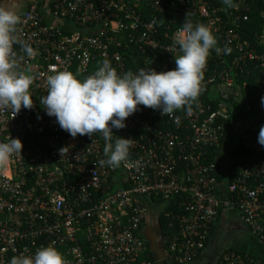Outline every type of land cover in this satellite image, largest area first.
Listing matches in <instances>:
<instances>
[{"label": "built area", "instance_id": "1", "mask_svg": "<svg viewBox=\"0 0 264 264\" xmlns=\"http://www.w3.org/2000/svg\"><path fill=\"white\" fill-rule=\"evenodd\" d=\"M42 3L49 17L73 28L46 21ZM186 13L194 24L206 25L221 48L210 50L199 96L190 111L182 108L171 117L139 106L123 129L112 130L131 139L126 161L101 167L100 133L73 138L45 114L39 101L47 94V77L66 70L83 80L104 59L118 74L141 67L171 70L180 54L173 38ZM19 16L17 36L36 54L29 57L13 45L16 70L32 77L33 104L16 114L0 111V142L9 137L22 142L21 154L0 167V264L46 246L66 264H133L144 254L142 197L159 199L163 210L169 206L165 217L175 231L162 236L161 257L170 264L201 256L220 208L234 209L250 234L264 242V147L257 142L264 125L258 119L264 114V12L255 41L242 35L247 16L239 5L228 8L222 0H34ZM250 70L259 72L253 94L246 82ZM221 88L235 90L234 102L220 98ZM235 127L240 130L234 144L245 154L227 167L221 195L217 156L210 160L209 150L227 142ZM215 262L264 264V259L225 248Z\"/></svg>", "mask_w": 264, "mask_h": 264}, {"label": "clouds", "instance_id": "2", "mask_svg": "<svg viewBox=\"0 0 264 264\" xmlns=\"http://www.w3.org/2000/svg\"><path fill=\"white\" fill-rule=\"evenodd\" d=\"M222 3L228 8L237 7L234 0H222ZM19 5L20 0H0V111L10 108L14 114L22 107L30 109L33 102L29 93L32 77L16 70L13 45L18 44L29 57L36 54L17 36L21 19ZM173 46L178 47L180 54L173 57L175 67L168 71L141 67L135 73L118 74L110 61L104 59L83 80L70 71L57 72L47 77V94L39 103L45 114L55 117L60 129L73 138L77 134L92 137L94 133H100L105 158L98 161L99 165L120 167L129 155L131 139L115 136L112 130L123 129L125 119L141 105L169 117L182 108L190 111L189 105L201 92L200 82L210 50L221 52L208 27L194 24L188 13L173 38ZM222 51L228 54L230 49L224 47ZM260 103L264 108V97ZM175 122L178 123V118ZM113 137L117 138L114 140ZM257 142L264 147V125L260 127ZM63 149L59 150L61 155ZM21 150L22 142L18 138L9 137L8 142H0V167L6 166L14 155H20ZM9 264L66 262L54 247L46 246L37 249L33 255L13 256Z\"/></svg>", "mask_w": 264, "mask_h": 264}, {"label": "crops", "instance_id": "3", "mask_svg": "<svg viewBox=\"0 0 264 264\" xmlns=\"http://www.w3.org/2000/svg\"><path fill=\"white\" fill-rule=\"evenodd\" d=\"M34 0H23V6L21 9L18 10V14H21L28 6L29 4H31ZM40 8L44 14L45 20L48 22H52L54 24H56L59 27H62L64 29L66 28H73L71 26V23L65 19H55L53 20V18L49 17V11L46 8V5L44 3L40 4ZM65 24H64V23ZM235 143V142H234ZM235 144H233L234 147ZM222 146V145H221ZM221 146L218 148L217 151V176H218V182H219V194L223 195L226 189V184H227V159H228V155L226 157H223L224 152L221 151ZM232 147V148H233ZM223 158H226L225 160V169L224 167H220L219 166V160H222ZM224 169V171H223ZM125 185V182H124ZM141 203L145 209V217H144V221L140 230V235L141 238L144 242V244H146V248H148V250H150V253H148L147 255H149L148 257L151 258L153 260V264H166L164 262L162 257H161V249H162V236L160 235V230H159V224L157 222V216L158 214L163 211L165 203H160V202H154L153 199L150 198H145L142 197L141 198ZM237 220H239V215L238 213L232 209V208H220L217 211L216 214V219L215 222L213 224L212 227V231L210 233V238H209V242L208 245L206 246V249L204 250V252L201 254L200 257H198L196 260H194L192 263L189 264H206V260L210 257V255L212 256L213 254H215V241L214 239L211 238V235L214 232V228L216 227V225L220 222V221H233L236 222ZM216 224V225H215ZM252 237V241L254 242V244H256V249L250 253L256 256H260L262 258H264V242L263 241H259L258 239H256L255 237ZM148 243V244H147ZM225 249V247H224ZM234 249V248H232ZM237 250V249H235ZM240 251V250H238ZM244 252V251H243ZM151 256V257H150ZM151 261V260H149ZM134 264H145V257H141L139 260H137L136 263ZM170 264V263H169Z\"/></svg>", "mask_w": 264, "mask_h": 264}, {"label": "trees", "instance_id": "4", "mask_svg": "<svg viewBox=\"0 0 264 264\" xmlns=\"http://www.w3.org/2000/svg\"><path fill=\"white\" fill-rule=\"evenodd\" d=\"M234 3L239 5L240 11L247 16V21L244 23V26L242 28L243 37L246 40L255 41L254 35H255V33L260 31V26L262 23L261 13L264 12V0H240V1L234 0ZM213 35L215 37V34H213ZM218 39L219 38H216L217 41H218ZM258 75H259V72L257 70H250V73L246 79V82L248 83V91L250 94L251 93L253 94L256 91L255 90L256 79H257L256 77H258ZM220 92L222 94V96L220 95V98H223L225 101H228L230 103L234 102V100L236 98L234 89L228 90L226 88H221ZM258 119L261 122H263L264 114L259 113ZM225 141H226V138L223 139V141L221 143L223 144ZM219 147H214V148H211L209 150V157L208 158L210 160H213L217 156V151H218ZM244 154H245V151H243L238 145H234L231 152L229 153V161L227 163L228 164L227 167L229 168L230 166H232L234 164L233 162H234V159L236 157H239V156L244 155ZM153 200H154V202H160V200L157 198H154ZM168 210H169V206L167 207V209L165 208V210L161 211L157 216L158 217L157 222L159 224V230H160L161 236L172 235L175 231V226H173L172 228H168V223L170 222V219L165 217V212H167ZM210 233H211V231H210ZM209 238H210V234L207 237L208 242H209ZM208 242H207V244H208ZM146 247H148V246H146V244H144V254L142 256L145 257L146 261L147 260L153 261L152 260L153 258L151 256L150 257L152 259L148 257L149 255H147V254L150 253V250H148V248H146ZM220 252H218V254ZM235 252H237L239 254L243 253V251H238V250H235ZM244 253H247V252H244ZM248 254H250V253H248ZM251 255H253V254H251ZM253 256H256V255H253ZM257 257H260V256H257ZM260 258H262V257H260ZM262 259H264V258H262Z\"/></svg>", "mask_w": 264, "mask_h": 264}, {"label": "rangeland", "instance_id": "5", "mask_svg": "<svg viewBox=\"0 0 264 264\" xmlns=\"http://www.w3.org/2000/svg\"><path fill=\"white\" fill-rule=\"evenodd\" d=\"M22 3H23V0H20L19 9L22 8L23 6ZM239 130H240V127H235L233 129L231 137L227 140V142L222 144V146L220 145L221 151L224 152L223 157H226L231 152L233 144L235 142V137L239 133ZM244 130H247V128H244ZM225 159L226 158L219 160V166L224 167V169L226 167ZM160 203H163V202H160ZM211 238L214 239L215 241V249H214L215 254H213L212 256L210 255V257L206 260V264H216L215 262L216 255L218 254V252L223 250L224 247L230 248V249L234 248V249L244 251L247 253H252L256 249V244H254V242H251L253 240L251 237V234L248 231L247 227L243 224L240 217H239V220H237L236 222L220 221L214 228V232L211 235ZM164 263L169 264L168 262H164Z\"/></svg>", "mask_w": 264, "mask_h": 264}]
</instances>
